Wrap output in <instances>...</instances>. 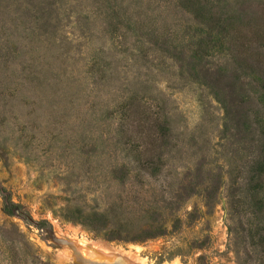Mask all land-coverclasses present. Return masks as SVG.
I'll use <instances>...</instances> for the list:
<instances>
[{
	"label": "rangeland",
	"instance_id": "obj_1",
	"mask_svg": "<svg viewBox=\"0 0 264 264\" xmlns=\"http://www.w3.org/2000/svg\"><path fill=\"white\" fill-rule=\"evenodd\" d=\"M263 34L264 0H0V184L22 206L0 194V264L253 253L258 149L229 118L260 128Z\"/></svg>",
	"mask_w": 264,
	"mask_h": 264
},
{
	"label": "trees",
	"instance_id": "obj_2",
	"mask_svg": "<svg viewBox=\"0 0 264 264\" xmlns=\"http://www.w3.org/2000/svg\"><path fill=\"white\" fill-rule=\"evenodd\" d=\"M261 38L264 39V34H263V36H261ZM261 47H264V46L262 45ZM262 60H263V58H261V85H262L261 87H262L263 92H264V65H263ZM239 66L240 67H243V66L247 67V65H244L242 62L239 63ZM255 67H257V64ZM227 69H231V68H229V66H228L225 68V70H227ZM231 71H233V69H231ZM220 73L221 72H219V74ZM209 75H207V77ZM221 75H224V73H221ZM215 82L218 83L219 82L218 79H215ZM231 84H234V83L227 81V87H231ZM219 90L222 91L221 94L223 95V97H225L224 95L226 94L227 91L226 92H224V91L226 89L223 88V90L222 89H219ZM227 99L225 98V99H223V101L225 103H228ZM241 101L242 100H240V102ZM245 101H246V99H245ZM248 102L250 103V101H248ZM226 111H227V113L230 114L232 111V107L230 105L226 104ZM249 117L250 116L248 115V111L245 109V110L239 111V113L237 111L233 115V117L231 116L229 118V122L232 121L234 126L239 131L243 132V134H245V135H249L251 142L252 143L255 142V145L257 146L256 148L258 149V151L256 152V155L252 157V163L250 164V170H249V172H250L249 178L251 181V187L249 189H250V193L253 194L259 190H261V192L264 190V117L261 116V125H260L259 129L257 127H254L253 125H250V121L248 119ZM158 125H159V129L161 131V134L165 137L169 136L168 130H167L168 129L167 124L164 123L163 121H160V122H158ZM251 133H253V135ZM146 167H147V169L148 168L156 169V167H157L156 166V160L152 157L150 159H148V163H147ZM0 194H1L2 199H3L4 211L8 215H14L15 213H17L20 210V208L22 206L13 200L12 196L8 193V190L4 186H2L1 184H0ZM262 208H264V201L263 200H261V215H263V213H264ZM95 231H98V230L96 229ZM238 236L240 237V239L243 243H246V245H250L251 251L253 252V253H251V252L245 250L244 251L245 256L242 255L240 257L241 263L239 262V264H248V263L250 264V263H252L254 260V255L256 256V259L259 261V264H264V218H263V222H261V224L257 225L254 229L248 230V231H246L245 234H239ZM109 239L125 240V238L122 236V234L120 232H117V234H115L114 236H110Z\"/></svg>",
	"mask_w": 264,
	"mask_h": 264
},
{
	"label": "bare ground",
	"instance_id": "obj_3",
	"mask_svg": "<svg viewBox=\"0 0 264 264\" xmlns=\"http://www.w3.org/2000/svg\"><path fill=\"white\" fill-rule=\"evenodd\" d=\"M90 252L94 253L93 250H90ZM101 254H103L104 256H107V257H111V258L116 256L115 253L110 254V252L108 253L107 251H101ZM124 259L128 262V264H131V263L132 264H148L145 262V259H139V258H137L136 255H132V254H127L126 257H124ZM171 264H180V263L176 261V262L171 263Z\"/></svg>",
	"mask_w": 264,
	"mask_h": 264
}]
</instances>
